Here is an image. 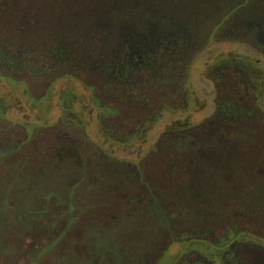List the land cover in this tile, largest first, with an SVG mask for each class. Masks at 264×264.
<instances>
[{
  "label": "rangeland",
  "instance_id": "rangeland-1",
  "mask_svg": "<svg viewBox=\"0 0 264 264\" xmlns=\"http://www.w3.org/2000/svg\"><path fill=\"white\" fill-rule=\"evenodd\" d=\"M57 1L16 0L43 21L0 26L18 51L0 68V264H235L211 254L221 241L264 264V36L243 24L263 23L264 0H206L181 27L195 41L180 58L124 82L83 55L50 64L54 40L77 29ZM232 105L243 116L221 113Z\"/></svg>",
  "mask_w": 264,
  "mask_h": 264
},
{
  "label": "trees",
  "instance_id": "trees-1",
  "mask_svg": "<svg viewBox=\"0 0 264 264\" xmlns=\"http://www.w3.org/2000/svg\"><path fill=\"white\" fill-rule=\"evenodd\" d=\"M23 0H20V3ZM58 4H60L59 0L57 1ZM178 2V3H177ZM175 4H183L184 6L188 4L187 0H174ZM206 3V2H205ZM203 4L201 8L207 7V5ZM18 4L16 0L14 1L13 5ZM157 4H153V6L148 7L143 2L133 4L130 7L124 8V6H115L116 9H111L110 6L106 8H101L99 10V15H86L82 10H73L76 13L77 20H81L85 17H92L95 19H98L99 21H105L107 19H112L114 17H119L122 21V23H110V22H99V24H96L92 22L90 26L75 24L77 29H73L69 32L68 35L63 37H59L58 39L54 40L55 47L50 49L49 54L53 57V60L49 59L50 64H53L54 62L59 64L60 66L65 64V62H70L72 64V67H76L78 62H80V55L83 58V61L85 64H91L95 60H100L101 62H104V65L108 67L109 75L112 77V79H118L119 82L122 81L124 77H127V70H133L131 69L130 65L124 64V62H129V56L128 53L130 52V49L128 46L125 48L123 45L125 42V37L119 38L115 41V45L109 49V43L111 42V38L107 37V35L110 34H145V24L140 23L139 21H142V19L145 18H151L153 21H157L160 19L159 14H164L163 11H159L158 7H155ZM9 5L8 0H0V26L3 29V33H8L9 25L5 24L3 21L5 17H10L11 20H19V23L16 22V25L14 26V30L17 34H21L25 31H27L28 26L25 24H20V21L24 23H32L33 25H37L38 21H43L42 19H38L37 16H44L43 13H40L39 10H36V6L33 8L34 12H29V15H26L24 11L19 8L17 10L15 7H12ZM21 5H19L20 7ZM59 6V5H58ZM71 9V8H70ZM9 10V11H8ZM60 12L64 13L66 11H69L67 13L62 14L63 17H71V10L66 9L60 4ZM10 12V13H9ZM23 12V13H22ZM6 13V15L4 14ZM70 13V15H69ZM105 13H110L109 15H106ZM166 13V11H165ZM157 15V17H152ZM45 17V16H44ZM24 18V20L22 19ZM6 20V19H5ZM58 21V20H57ZM78 23H80L78 21ZM133 23V24H132ZM167 24V22H163ZM131 24V27H130ZM162 27V24L159 26ZM61 26L58 28L60 29ZM173 29V27H172ZM60 31H57V33ZM147 33L151 34H157L160 33L159 29L154 28L152 31H148ZM170 33H181V31H174L171 30ZM60 34V33H59ZM41 36V35H40ZM53 36H58L56 33L53 34ZM96 37V38H93ZM190 40H187L186 44H189ZM87 42H92L96 44L97 46L87 47ZM4 42H1L0 44V68H14L16 64V57L18 55L17 49L15 50H5L2 48V44ZM96 49V50H95ZM184 50L183 52H185ZM69 65V64H68ZM96 65V64H95ZM67 66V65H66ZM91 72V71H90ZM122 76V79L120 77ZM92 78V75H90ZM93 86V85H89ZM127 93H130V90H128ZM65 103L66 105H69L62 100V104ZM78 115V114H77ZM76 116V115H75ZM79 116V115H78ZM223 223V221H222ZM199 236H203L200 235ZM234 238H237L239 235L235 236L233 234ZM203 238H205L203 236ZM207 238H214L211 234L207 235ZM239 238H241L239 236ZM241 241V240H240ZM240 241H232V244H240ZM191 242H194L191 240ZM199 241H197L198 243ZM203 244V243H202ZM227 244V241H221L219 244H213L214 248L212 250V255H216L217 257H221L225 261H232L235 264H242L238 257L235 254V251L232 249H224V245ZM236 250V248H235Z\"/></svg>",
  "mask_w": 264,
  "mask_h": 264
},
{
  "label": "flooded vegetation",
  "instance_id": "flooded-vegetation-1",
  "mask_svg": "<svg viewBox=\"0 0 264 264\" xmlns=\"http://www.w3.org/2000/svg\"><path fill=\"white\" fill-rule=\"evenodd\" d=\"M147 1V0H143ZM151 1H156L158 4L155 7H158L159 11H163L164 14H159L160 19L157 21L151 20V18H145L142 19V21H139L142 24H145V34H110L107 35V37L111 38V42L108 44L109 49H111L115 45V41L118 40L119 38L125 37V44L123 47L125 48L128 46L130 49V52L128 53L129 62H124L125 66L130 65L131 69L136 70L137 66H140L141 68L144 69H151L154 66H159L156 63V58L163 56L166 57V59L169 61L170 64L173 65L172 62L174 60H178L180 58V53L185 50L187 47V40H190L189 42L195 41L193 37H195L192 34H180V33H170L171 30L173 32L175 31V28L178 27V29L181 31L182 25H186L188 20L187 15H190L192 13H198L200 6L205 3L206 0H188L189 6L186 8L183 4H175L173 3L174 0H151ZM210 1V0H207ZM60 4L65 7L68 10H82L84 14L90 16V15H99V10L101 8H106L109 7L111 9H116L115 6H124V8L127 7L131 2L137 3L138 0H59ZM134 3V4H135ZM178 3V2H177ZM146 5V3H144ZM42 7V6H39ZM71 8V9H70ZM189 8V9H188ZM201 9V8H200ZM166 11V13H165ZM188 12L185 15H182V12ZM69 12V11H67ZM251 13V12H250ZM106 15H109L110 13H105ZM252 16L247 17L243 24H247L248 26L255 28L256 32H260L262 36H264V17L263 23L260 24L257 22L255 16L253 13H251ZM70 15V13H69ZM201 13L199 12V16ZM152 17H157V15L152 16ZM119 17H114L112 19H107L105 21H99L98 19L95 18H90V17H85L82 18L81 20L77 19H72L71 17H64L62 19L63 25H67L69 27L74 26V23L80 24V25H85V26H90L93 22L96 24H99V22L105 23V22H110V23H122L121 20H119ZM78 21L80 23H78ZM167 22V24L163 23ZM181 22V23H180ZM133 24V23H132ZM162 24V27H159ZM240 23L234 24V27L236 30L240 29V25H243ZM131 27V24H130ZM173 27V29H172ZM154 28L159 29L160 33L157 34H151L147 33L148 31H152ZM260 28V29H257ZM257 34V33H256ZM96 38V37H93ZM161 64V60L159 62ZM155 78V76H153ZM256 107L257 109H260V104L263 101L262 97H258L256 99ZM225 109L228 111H225ZM260 112V111H259ZM222 114L230 115V114H238L243 116V113L239 112V108L237 105H232L229 109L224 108V110L221 112ZM247 114V113H244ZM260 114V113H259ZM220 127L223 128H229L228 125H219ZM241 128V127H240ZM185 129V128H184ZM232 143H230V142ZM229 146L235 145L236 148L240 147L243 148L244 144L243 139H238L237 140H229ZM233 152V149H231ZM240 154V152H239ZM224 156L223 160H230L233 156L238 155V153H230V151H226L222 154ZM240 157V156H239ZM226 158V159H225Z\"/></svg>",
  "mask_w": 264,
  "mask_h": 264
}]
</instances>
